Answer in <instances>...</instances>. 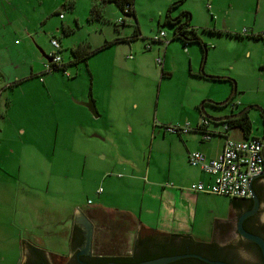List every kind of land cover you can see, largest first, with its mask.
<instances>
[{"label": "rangeland", "instance_id": "1", "mask_svg": "<svg viewBox=\"0 0 264 264\" xmlns=\"http://www.w3.org/2000/svg\"><path fill=\"white\" fill-rule=\"evenodd\" d=\"M174 1L134 0L135 18L120 12L112 2L99 4L98 1L100 16L90 20L87 18L88 7L97 3V0H75V13L61 8L60 11L65 16L63 21L69 22L72 26L68 37L64 36L65 41L66 39L76 42L90 41L92 49L100 50L90 56L87 64L79 62L74 66H69L67 69L71 73L70 77L64 76L62 71L51 73L54 79L51 94L56 102L58 118L56 132L59 134L55 154L51 155V171L45 169L41 163L42 171L34 173L38 179L35 184L38 186L37 193L41 198L45 197L40 205L44 209L41 211V217L44 218H39L35 209L36 203L32 206L27 202L20 206L24 208V219L12 220L5 215L0 216V264L20 263L19 243L22 239H34L35 244L45 254L46 250L54 249L58 252H65V255L70 253L68 248L61 243L69 225L60 230V235L57 237L60 244L56 247L51 242L53 236L44 235L37 226L39 221L48 217L47 214L54 215V208H58L55 215L59 219L68 216L75 207L88 206V199L92 202L91 206L97 207L100 202L107 206H114V204L122 203V197H125L131 199V205L138 210L140 200L131 194L135 193V196L136 194L138 196V186L145 185L144 181L138 177L145 176L144 168L150 153L151 130L157 132L165 129L166 126L193 124L203 111L211 116H219L218 114L236 113L250 104H256L260 109L251 108L248 111L253 119L251 135L263 137L264 70L261 66L264 62L261 63L262 65L258 63V60H264L263 41L246 36L240 38L219 33L218 27L214 30L211 23L207 21V27L197 28L192 20L196 14L192 6L198 9L201 5H205L206 1L200 4V0H190L191 6L185 0L186 3L184 1L181 5L174 7L171 12L176 15L182 10L184 3L192 8L193 11H189L191 25L196 28L198 37L203 42L213 46L206 52L202 64L200 46L197 43H190L183 48L180 40L172 38L174 27L164 21L165 10ZM255 4L246 1L234 4L233 14L236 18L231 32H241L242 27L245 26H242L243 22H246L243 21L245 17L249 20L253 17ZM58 7L60 8L59 5ZM214 13L215 18H218L212 19L211 22L219 23L222 17L229 22L228 14L224 16L216 11ZM50 17L55 16L50 15ZM120 17L125 20L124 25L119 21L115 26V21H118ZM54 19H58V16L56 15ZM135 25L138 26L140 36L128 39L132 36ZM160 31L164 33V38L161 39L164 42L150 40ZM123 36H126V40L116 41L117 38H123ZM105 40L111 43L103 47ZM147 44L151 45L150 49L146 48ZM49 46L51 50L50 43ZM247 50L251 52L249 58L245 56ZM62 53L67 59L66 48ZM158 56L162 58L161 63L156 60ZM161 65L166 66L167 70L164 69V71L169 72L170 76L161 75ZM218 70L230 72L231 74L226 73L219 76L228 77L232 81L211 80L201 76V73L214 75L215 73H210V71ZM88 71H90V77ZM109 85L112 86L113 91L110 93L113 97L105 99L102 95L100 105L102 106L103 103L108 105L110 119L116 120L117 135L109 131L108 125L101 123L99 119L87 118L91 112L90 106H87L91 102L90 88L95 86V94H104L103 91L110 90ZM234 86L236 92L232 102L239 103L234 110L230 108L231 104L212 106V108L207 103L208 101H224ZM22 89L34 97L36 94L39 95L31 82L25 84ZM15 93H18V90H15ZM251 100L258 101L252 102ZM96 128L102 135L107 134V139L92 136L94 133L97 134L94 131L97 130ZM216 138L218 137L213 136V139ZM158 139L153 144V157L156 149H160L158 162L166 172L169 167L165 153L168 149V142L165 140L159 147L156 146L161 142ZM102 153H105V160L101 156ZM122 156L135 163L132 170L137 178H128V173L119 170L120 167L112 168L113 161L118 164ZM126 164L132 165L128 160ZM151 170V173H154L153 163ZM5 182L10 185L8 181ZM25 182V179L19 181L18 194L21 197H26L30 190V186ZM123 182H129L130 186L125 187ZM48 184L49 189L46 194ZM98 188H101L100 195L96 193ZM4 195H6L5 198L12 199L13 190L11 188L6 190ZM225 197L228 203L230 197ZM82 213L90 219L93 225L92 249L97 255L126 256L131 254L135 241L132 230L136 226L130 216L96 208L86 209ZM54 226L51 230H55ZM210 232L203 238L211 240ZM155 239L166 240L167 238L155 236ZM220 242L218 244H231L230 247L238 251L242 258L247 259L248 264L260 261L258 256L250 255L246 247L239 245L236 235ZM52 256L46 255L49 261L53 258Z\"/></svg>", "mask_w": 264, "mask_h": 264}, {"label": "crops", "instance_id": "2", "mask_svg": "<svg viewBox=\"0 0 264 264\" xmlns=\"http://www.w3.org/2000/svg\"><path fill=\"white\" fill-rule=\"evenodd\" d=\"M66 1L72 3V6H64V2ZM98 1L88 7L89 13L87 18L89 20L97 17L92 15L90 10L96 5H98L99 9V4L101 3L99 2L98 4ZM186 1L190 3V0ZM200 1V4L206 1V4L201 5L198 9L190 3L196 11L192 20L197 28L207 27V21V23H211L210 25L214 27V30L218 27L219 33L240 38L243 36L250 38L244 34L240 35L243 29H247L248 34L264 31V0ZM242 1L256 3L254 15L250 20L245 17L243 21L246 22H243L242 25L245 26L242 27L241 32H231V27L234 25L236 18L233 14V6ZM185 3L182 10L193 11L190 5H185ZM74 6H76L75 0H0V87L3 88L0 104V190L2 192L0 196V216L5 215L12 220L16 218L20 220L24 219V208L20 206L25 202L32 206L36 203L35 209L39 218H44L41 217V211L44 209L40 205L42 200H45V197L41 198L39 193H37L38 186L35 184H37L38 179L34 176V173L42 171L40 169L41 163L45 169L51 171V155L55 154L59 133L56 132V121L58 119L56 102L51 94L54 87L53 76L52 74H44L42 80H39L37 76L43 72V62L45 59L43 54L50 51L49 40L51 37L58 38L60 42L59 53L62 59L64 58L62 51L65 48L67 49L68 58H64L66 61L63 59L65 62L71 58L70 48L79 45L92 49L89 44L90 41L76 42L71 39H66V41L64 39V36L68 37L72 26L69 22L63 21L65 16L60 10L61 8H65L75 13ZM215 11L220 15L224 14V16L228 14L229 22L223 17L219 23H216V21L211 22L212 19L218 18H215ZM60 14L63 16L60 17ZM50 15H54L55 17H50ZM56 15L58 19H54ZM171 15L175 16L172 12ZM124 23L125 20L123 19L122 25ZM124 38L126 36H123ZM161 39L156 42H164ZM17 40L18 42L16 43ZM262 41L264 45V39ZM211 46L207 45V51ZM183 48H186V46H183ZM250 55L251 52L247 50L245 56L249 58ZM163 56L165 57V53ZM204 60L201 62L202 64ZM258 61L260 64L264 62V60ZM165 67V65H161V74L162 71L165 72L164 69L167 70ZM261 67L264 70V64ZM210 73H215V76L226 73L231 74L230 72H225V70L210 71ZM166 74L170 76L169 72H166ZM201 76L203 75L201 74ZM203 78L208 79L205 76ZM17 80H20V82L12 87H6L9 83ZM28 82H31L32 87L39 95L36 94V97H34L23 91V86ZM109 87V91L102 90L104 94H95V86L92 89L90 88L89 97L91 102H89V106L91 112L87 118L99 119L101 123L108 125L109 131L117 135L116 120L110 119L108 105L106 106L105 103L102 106L100 105V97L102 95H104L105 99H112L113 96L110 93V91H113L111 89L112 86L109 85ZM15 90H18V93H15ZM251 101L256 102L258 100ZM207 103L212 107L211 102L208 101ZM227 105L229 106L230 104L227 103ZM235 107L230 108L234 109ZM248 111L247 115L251 122H253ZM203 112H201L198 119L194 120L193 124L190 123V129L186 132L172 133L166 131V129L158 130L157 132L151 130L150 153L147 156L146 167L144 168L145 176L138 177L144 181L145 185L138 186V196L137 194L135 196V193L131 194L140 200L138 210L131 205V199L125 197H122V203L114 204V206H107L100 202L97 207L91 206L92 202L88 199V206L73 208L65 218L61 217L58 219L57 215H55L58 212V208H54L55 213L53 216L47 214V218L38 222L37 226L39 229L42 230L44 235L53 236L51 242L56 247L57 244H60L57 238L60 235V230L69 225L66 235L62 237L63 240L61 242L65 248H68L67 242L72 235V229L78 226V228L85 231L81 224L76 223L74 217L78 219L86 209L96 208L97 210L130 216L131 221L136 226L132 230L134 232V244L140 230L157 236L178 235L177 238L191 236L195 240L205 244H218L220 241H226L234 235L239 236L235 231L237 220L240 214L250 209V201L230 198L227 203L224 195L198 192L191 188L192 185L197 183L207 185L213 180V177L202 171L198 166H192L188 162L189 152L200 151L207 159L214 158L223 149L225 136L228 135L235 139L243 138L238 128H230L227 132H222V121L214 122L208 119L209 123L206 125V128L212 132V136L209 140H202L200 129L204 127L202 120L206 118ZM218 115L223 116L227 115V113ZM97 130H94L97 134L94 133L92 136H98L103 140L107 139V134L102 135ZM213 136L218 138L213 139ZM157 138L161 142L157 143L156 146L160 147V144L165 140L168 142V149L165 153L167 154L169 167L166 172L158 162L161 150L156 149V154L153 157V144ZM101 156L105 160V153H102ZM127 160L133 166L126 164ZM152 163L154 173H151ZM112 165V168L120 167L119 170L128 173V178H137L133 174L134 170L132 168L135 167V163L131 159L122 156L118 164L113 161ZM21 179H25V183L30 186L26 197H21L18 194V186ZM5 181H8L10 185L6 184ZM263 182L264 176L257 177L253 180L252 186L258 185L260 191L262 189L261 198L264 199ZM129 184V182H125L124 186L128 187L130 186ZM10 188L13 190L12 199H7L4 193L6 190H10ZM48 189L49 184L47 185V190H45L46 194L48 193ZM100 193H97V195H100ZM260 205L263 207L264 201H261ZM261 221H264V214L261 215ZM53 226L55 230H51ZM195 230H198V232H195ZM208 232H210L212 237L211 240L203 238L208 235ZM225 237H228V239H224ZM28 244L40 248L35 244L34 239H22L19 243V260L22 258L23 248L26 249ZM65 254V252H58L56 249L46 250V255L48 256L54 255L63 258L66 256Z\"/></svg>", "mask_w": 264, "mask_h": 264}, {"label": "built area", "instance_id": "3", "mask_svg": "<svg viewBox=\"0 0 264 264\" xmlns=\"http://www.w3.org/2000/svg\"><path fill=\"white\" fill-rule=\"evenodd\" d=\"M209 7V6H208ZM62 17V14L59 15ZM123 23V18L120 17L118 22ZM241 34H248L247 29H243ZM164 37V33L160 31L154 35L152 41H159ZM264 39V35H263ZM18 40L16 41V43ZM50 45L52 49L46 53V58L43 62V72L37 76L39 80L43 79L44 74H51L57 70H61L63 75L70 77L71 73L64 66V61L59 53L60 42L58 38L51 37ZM150 49V44L146 45ZM158 63L162 62V58L158 57ZM2 90L0 87V104L2 101ZM232 107L237 106L238 102L229 103ZM209 120L204 118L202 124L204 127L200 129L202 140H209L212 132L206 128ZM191 125L187 126H166L165 129L172 133H183L190 129ZM222 132H227L228 127L225 123L222 124ZM223 149L214 158L207 159L200 151H191L188 153V162L192 166H198L202 171L210 174L213 180L204 185L197 183L191 188L198 192H205L217 195H224L230 198H250V181L253 177L264 174V158L262 156L263 138L249 136L247 138L235 139L230 136H225ZM101 192V188L97 189V193Z\"/></svg>", "mask_w": 264, "mask_h": 264}, {"label": "trees", "instance_id": "4", "mask_svg": "<svg viewBox=\"0 0 264 264\" xmlns=\"http://www.w3.org/2000/svg\"><path fill=\"white\" fill-rule=\"evenodd\" d=\"M185 0H175L174 2H172L168 8L166 9L165 12V18L164 21L169 23L170 25H172L173 28V37L172 38H176L178 40H180L182 42V46H186L187 44L190 43H197L201 50H202V62L204 60V57L206 55V51H207V45L205 42H203L197 34L196 28H194L191 23V14L189 11L187 10H182L180 12H178L177 15L172 16L171 15V10L174 7H177L179 5H181ZM100 3H106V2H112L114 3L120 10V12H122L123 14H127V15H132L133 17H135V13H134V9H133V3L134 0H99ZM72 6V3H69L68 1L64 2V6ZM91 13L94 16H99V9H98V5L93 6L91 8ZM115 26H117V22L115 21L114 23ZM204 29V28H202ZM230 34V33H228ZM239 35V34H236ZM242 35V34H240ZM239 35V36H240ZM248 37L250 38H254V39H262L263 40V35H264V31L260 32V33H250V34H246ZM140 36V32L138 29V26L135 25L134 29H133V33L132 36L129 37L128 39H134L136 37ZM121 40H126V38H117L116 41H121ZM111 42L109 41H105L104 46H108ZM100 49H87L85 47H81V46H75L73 48H70V60L67 62H65L64 60V66L65 67H69V66H74L76 64H78L79 62H84L85 64H87L88 59L90 58L91 55H93L94 53L98 52ZM57 71H61V70H57ZM89 73V77H90V71H88ZM166 73L162 71V76L165 75ZM203 76L207 77L208 79L211 80H231L228 77H221V76H215V75H207L204 73H201ZM232 81V80H231ZM18 82H20V80L14 81L12 83H9L6 87H12L13 85L17 84ZM233 86V85H232ZM233 88V87H232ZM234 96V95H233ZM232 96V99H233ZM231 99V100H232ZM231 100L228 103H231ZM214 106V105H212ZM215 107V106H214ZM222 123H225L228 127V129L230 128H238L243 136V138H247L250 136L251 130H252V122L249 119L247 113L242 114L239 117H235V118H230L227 119L225 121H222ZM263 123H264V115H263ZM232 199H236V198H232ZM154 234H151L149 232L146 231H139L138 237L136 239V242L134 244V248L131 252L130 255H126V256H113V257H109V256H99L96 257V263H106V262H116V263H133V262H139V261H144V260H148V259H152V258H156V257H160V256H168V255H175V254H182V253H198L201 255H205L204 250H207L209 248H213L215 246V244H205L203 242L197 241L194 238H192L191 236H183V238H181V241H179L178 244H172V240L173 242L175 241V239L178 237V235H168L165 236L167 238V240L165 242L169 243L168 245L162 246L159 249L155 250L154 248H150L151 243H153V240L155 239ZM208 257V256H206ZM210 258V257H208ZM210 259H217V258H213L211 257Z\"/></svg>", "mask_w": 264, "mask_h": 264}, {"label": "water", "instance_id": "5", "mask_svg": "<svg viewBox=\"0 0 264 264\" xmlns=\"http://www.w3.org/2000/svg\"><path fill=\"white\" fill-rule=\"evenodd\" d=\"M43 56L46 58L45 53L43 54ZM235 92H236V88L234 86L233 90L231 91L229 96L224 101L222 102L210 101V102L212 105L216 107L225 105L231 100ZM251 108L260 109L258 105L250 104L242 108L240 111L236 113L227 114V115H223L219 117L211 116L205 112L203 113H204V116L210 121L218 122V121H225L230 118L239 117L242 114L247 113V111ZM262 112L264 115V111ZM262 156L264 158V135H263ZM260 176H264V174L253 177L250 181V185H249L250 192H251L250 199L253 201V207L239 215L237 224H236V231L242 238L247 239L251 242H254L256 245L259 246L261 250V254H262V264H264V238L258 234H254L252 232L247 231L243 226L244 219L254 214L258 208L259 198L257 196V193L253 189L252 182L255 178L260 177ZM263 194H264V182H263ZM77 220L80 222V224L85 229V245L82 248V250L77 255L74 256V258L69 262V264H93L85 255L91 245L93 225L91 221L84 214H81L80 218H78ZM21 264H45V263H43L33 254H31L30 252H28L26 249L23 248ZM97 264H231V263L224 261V260H220V259H210L198 253H190V252L188 253L187 252V253H182V254L160 256V257H156V258H152V259H148L144 261H139V262H133V263H116V262L111 261V262L97 263Z\"/></svg>", "mask_w": 264, "mask_h": 264}, {"label": "flooded vegetation", "instance_id": "6", "mask_svg": "<svg viewBox=\"0 0 264 264\" xmlns=\"http://www.w3.org/2000/svg\"><path fill=\"white\" fill-rule=\"evenodd\" d=\"M232 110H234V109H232ZM253 189L257 193V196L259 198V205H258V208L254 214H252L251 216H248L247 218L244 219L243 226L247 231L252 232L254 234H258L264 238V221H261V215L264 214V206L262 207L260 205V202L264 201V199L261 198L262 189L260 191V187H258V185L253 186ZM240 199L242 201H250L249 202L250 203L249 208L253 207V201L250 198H240ZM74 220L76 221L77 224H80V222L77 220L76 217H74ZM236 233L238 234L237 231H236ZM237 238L239 240V242H238L239 245L240 246L243 245L244 247H246V250H247V252H249L250 255H252L254 257L258 256L260 258V261H257L255 264H262V254H261V250H260L259 246L256 245L254 242H251L247 239L242 238L240 235L237 236ZM224 239H228V237H225ZM92 240H93V233H92ZM166 240H158V239L153 240L152 241L153 243H151L150 248H154L155 250H157L162 246L168 245L169 243L165 242ZM179 241H181V238H176L175 241L173 242V240H172L171 243L172 244H178ZM84 245H85V231L82 230L81 228H78V226H75L72 229V235L67 242V247H68V250L70 253H68L63 258L62 257L59 258L57 256L55 257L53 255L52 256L53 258L49 261V259H47V257H46V254L44 253V251H42L41 249H39L37 247L31 246L30 244H28L26 246V250L28 252H30L31 254H33L35 257H37L39 260H41L45 264H69V262L74 258V256L77 255L82 250ZM230 246H231V244H229V243H227V244L226 243L215 244V246L213 248H209L207 250H204L203 254H205L204 256L224 260V261H227L231 264H248L249 263L247 261V259L242 258L241 255L239 254V252L234 251ZM85 255L93 264H95V262H96V257L102 256L99 254L97 255L93 251L92 241H91L90 248ZM109 257H113V256H109ZM19 262H20L19 264H21L22 259H21V261L19 260Z\"/></svg>", "mask_w": 264, "mask_h": 264}]
</instances>
